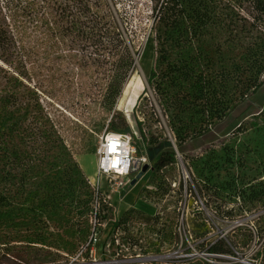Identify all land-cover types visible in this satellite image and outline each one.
Returning <instances> with one entry per match:
<instances>
[{
    "label": "trees",
    "instance_id": "1",
    "mask_svg": "<svg viewBox=\"0 0 264 264\" xmlns=\"http://www.w3.org/2000/svg\"><path fill=\"white\" fill-rule=\"evenodd\" d=\"M150 4L155 56L147 85L168 119L170 138L157 130L151 106L136 127L151 174L162 182L163 170L176 165L173 146L209 134L263 85L264 0ZM143 31L132 26L125 10L116 22L105 0H0V244L2 229L16 227L25 264L75 255L91 234L89 213L97 210L99 222L112 210L91 188L68 141L91 138L105 125L113 133L125 128L116 106L134 71ZM44 82L60 83L90 102L75 117L47 97ZM145 128L154 131L147 134ZM262 166L263 179L230 177L207 196L226 218L255 212L257 238L264 235ZM251 238L247 232L238 243ZM206 252L233 254L221 239Z\"/></svg>",
    "mask_w": 264,
    "mask_h": 264
},
{
    "label": "rangeland",
    "instance_id": "2",
    "mask_svg": "<svg viewBox=\"0 0 264 264\" xmlns=\"http://www.w3.org/2000/svg\"><path fill=\"white\" fill-rule=\"evenodd\" d=\"M105 1L116 22L120 24L122 10H125L133 27L144 28L141 32L143 41L130 77L136 79L140 88L133 90V93L130 92L125 103L120 102L122 95L118 100L116 111L122 116L125 128H117L116 132L132 135L133 141L137 144L135 146L137 156H145L136 127V119L138 117L141 120L143 112L150 114L152 112L148 110L150 106L153 108V118H156L159 123L156 126L157 130L162 128L164 134L170 138L166 125L168 119L162 113L151 88L147 85L155 56L154 43L149 30L150 0ZM43 84L47 97L75 117H78L82 107L90 102L87 98H79L76 93V96L67 93L66 87L60 83L44 82ZM78 89H75L77 93ZM136 104L138 108L134 113L133 107ZM91 107L95 109L98 106L91 103ZM116 124H119L118 120ZM153 131L154 129L145 128L147 134ZM106 132L111 131L107 130L105 125L103 128L96 129L93 134L88 132L92 134L91 138L85 136L75 141H68L69 144L73 143L71 148L75 153L76 162L77 156L85 155L80 163L85 172L94 176L95 183L91 185V188L99 191V185H101V189L105 192L113 188L103 177L100 179L96 177L95 152L99 138ZM133 132L136 133L135 136ZM86 147L94 148V154H87ZM173 148L177 154L176 165L163 170V183L151 174L152 164L149 162L147 171L138 180H136L137 175L134 179L132 176L127 177L126 181L130 183L126 188L131 187L128 195L115 190V195H111L108 199L107 193L101 192L103 198L110 203L112 210L106 213V219L99 220V224L95 226L98 233L97 242L93 246L96 263L90 261L92 258L86 252L82 261L75 260L73 254L67 258H59L56 263L47 264H112L116 254L119 256L116 258L123 261V264H138L133 261L134 256L144 251L175 252L178 255L191 252L195 254V257L188 264H240L239 261L264 264V255H257L263 248L264 235L262 238H257L254 226L255 212L238 213L231 218H226L220 215L210 203L208 204L207 199L208 194L218 193L220 184L230 177L238 176L245 180L263 179L261 171L264 164V83L227 119L213 126L209 134L190 141L180 148L175 146ZM138 149L141 153H138ZM185 156L193 159V163L185 161ZM84 175L87 178L85 173ZM135 180L136 182L131 186ZM225 200L230 202L226 203L227 209H230L233 205L231 196L228 195ZM137 201L144 204L141 206L146 211H149L146 205L151 206L152 213L133 209ZM127 206H130V209L123 213L118 211L125 210ZM102 215L104 216V213H101ZM12 219L15 225L16 218ZM89 220L92 225L94 212L89 213ZM115 222L119 223L118 226ZM2 231L1 235L6 237L0 244V264H25V260L20 259L25 254L15 238L18 232L16 227L3 228ZM247 232L251 233L252 238L243 246L238 241ZM220 239L233 252V255L229 256L230 259L211 257L204 252Z\"/></svg>",
    "mask_w": 264,
    "mask_h": 264
},
{
    "label": "built area",
    "instance_id": "3",
    "mask_svg": "<svg viewBox=\"0 0 264 264\" xmlns=\"http://www.w3.org/2000/svg\"><path fill=\"white\" fill-rule=\"evenodd\" d=\"M134 136L136 135L133 132ZM133 136L127 133H113L106 132L100 138L98 146L96 148V177L104 178L108 182L113 190L125 192L126 187L130 182L126 181L128 176H132V179L140 172V169L143 165H148V160L144 155L137 156L135 144L133 141ZM177 157V154H176ZM135 164H138V170L131 173V169L135 167ZM137 177V176H136ZM138 180V179H136ZM136 180L134 182H136ZM94 222L92 223L91 234L88 238L87 243L78 250L75 254V260H83L84 254L88 252L90 261L96 263L94 258L93 246L97 242V229L95 226L99 224L96 219V212L94 210ZM118 226V223H116ZM205 253L206 250L204 251ZM211 257L216 258H229L232 255H219V254H207ZM116 254L115 258L112 260V264H123V261H120ZM195 254L188 252L186 254L178 255L175 252H166V253H151V252H140L135 254L133 261L138 264H188V262L193 261ZM127 260V258L125 259ZM132 261V260H131ZM237 262V260L235 259ZM240 264H251L245 261H239Z\"/></svg>",
    "mask_w": 264,
    "mask_h": 264
},
{
    "label": "crops",
    "instance_id": "4",
    "mask_svg": "<svg viewBox=\"0 0 264 264\" xmlns=\"http://www.w3.org/2000/svg\"><path fill=\"white\" fill-rule=\"evenodd\" d=\"M84 156L85 155H80V156H77L76 157V159H77V163L79 164V166H80V168L84 171V173L86 174V176H87V178H88V181H89V183L91 184V185H93L94 183H95V179H94V176L93 175H91V173H87V172H85V169H84V167L82 166V164L80 163V161L82 160V159H84ZM94 157V156H93ZM95 158V157H94ZM132 186V185H131ZM130 189H131V187L130 188H126V190L127 191H125L124 193H126V195H128V193L130 192ZM99 191L100 192H102V193H107V197H108V199H110V197H111V195H115L114 194V191L115 190H111V191H108L107 190V192H105L104 190H102L101 189V185H99ZM113 192V193H112ZM125 195V196H126ZM140 201H137V203H135V207L133 208V209H135V210H140V211H143V212H147V213H152V210H153V208L151 207V206H148V205H146V207H148V209H149V211H146V209H143V207L141 206V204H143V203H141L140 202V204H138ZM128 205V204H127ZM144 205V204H143ZM130 206H127V208H125V210H118L120 213H123L124 211H126V210H128V209H130L129 208ZM114 210H116V209H114Z\"/></svg>",
    "mask_w": 264,
    "mask_h": 264
},
{
    "label": "bare ground",
    "instance_id": "5",
    "mask_svg": "<svg viewBox=\"0 0 264 264\" xmlns=\"http://www.w3.org/2000/svg\"><path fill=\"white\" fill-rule=\"evenodd\" d=\"M136 79H134L133 77L130 78V80L128 81V83L126 84L123 93H122V97L120 99V102L124 101L123 103H125V100H127V97L129 96L130 92H134L133 90H139L140 86L139 83L135 81ZM128 93V94H127ZM113 193V192H112Z\"/></svg>",
    "mask_w": 264,
    "mask_h": 264
},
{
    "label": "water",
    "instance_id": "6",
    "mask_svg": "<svg viewBox=\"0 0 264 264\" xmlns=\"http://www.w3.org/2000/svg\"><path fill=\"white\" fill-rule=\"evenodd\" d=\"M147 169H148V165L147 164L143 165L136 179H139L147 171ZM137 170H138V164H135V167L131 169V173L136 172ZM133 184H134V181L131 183V185Z\"/></svg>",
    "mask_w": 264,
    "mask_h": 264
}]
</instances>
